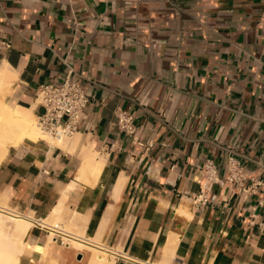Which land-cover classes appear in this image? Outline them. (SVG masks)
Wrapping results in <instances>:
<instances>
[{
  "label": "crops",
  "instance_id": "0c3cea01",
  "mask_svg": "<svg viewBox=\"0 0 264 264\" xmlns=\"http://www.w3.org/2000/svg\"><path fill=\"white\" fill-rule=\"evenodd\" d=\"M5 66L17 75L10 105L33 107L69 67L92 82L78 145L10 148L0 164L10 210L78 213L85 238L142 262L264 264V0H0ZM118 110L142 146L117 128ZM85 147L105 159L97 180L77 178ZM232 155L247 192L216 184L200 204L204 163L224 182ZM47 234L31 227L27 241L48 252L21 264H89L90 252ZM123 258L114 264H137Z\"/></svg>",
  "mask_w": 264,
  "mask_h": 264
},
{
  "label": "bare ground",
  "instance_id": "6f19581e",
  "mask_svg": "<svg viewBox=\"0 0 264 264\" xmlns=\"http://www.w3.org/2000/svg\"><path fill=\"white\" fill-rule=\"evenodd\" d=\"M16 76L15 70L9 66L0 69V164L6 158L10 148L16 147L18 141L22 138L31 142L42 140L63 149L78 145V135L75 136V138L71 137L72 139H57L50 134L43 132L38 127L37 119L35 120L36 113L34 112V109L35 107L37 108L39 101H35L34 106L31 108L21 106L10 107L7 102V93L12 90ZM82 149L81 156L83 162L77 178L82 181L84 179L88 180L89 178L97 180L102 173L105 159L90 147ZM79 185L81 187V184ZM73 186L74 185L71 184L65 190L71 191ZM91 188H93V186H91ZM70 191L69 193H71ZM63 197L64 194L61 200H64ZM65 197L68 196L65 195ZM63 203H65V201ZM178 213L184 216H189L187 209H180L178 210ZM33 219L32 216H24L15 211L13 212L7 207L6 202L0 199V264H21L22 256L28 250H33L42 255H46V252H48L47 247L41 248L40 246H33L26 239L33 226ZM83 221V216L78 213H75L71 219L65 220L62 217L60 208L57 207L48 217L42 219L40 224L42 228L48 230V244L54 243L56 238H60L65 244H67L66 246H69L70 248H77L82 251L90 252L92 257L89 264H114L117 257H124L130 262L137 264H154L128 257L123 254L122 249L114 250L108 248L101 243L99 238H85V225L81 224ZM37 247H40L41 249ZM53 263L57 264L55 261H53Z\"/></svg>",
  "mask_w": 264,
  "mask_h": 264
},
{
  "label": "built area",
  "instance_id": "2783aa9c",
  "mask_svg": "<svg viewBox=\"0 0 264 264\" xmlns=\"http://www.w3.org/2000/svg\"><path fill=\"white\" fill-rule=\"evenodd\" d=\"M73 4L83 0H68ZM92 83L82 74L75 72L69 67L68 74L61 81H53L39 88L36 100L39 101L36 113L38 127L54 138L68 139L79 132L87 120L86 108L90 102L87 94L86 85ZM117 128L127 136L133 143L142 146L143 144L137 137V129L134 125V116L124 110H118L116 113ZM44 174H48L43 171ZM246 177L243 167L236 156L232 155L227 162V176L222 182L218 176V167L212 160H207L202 168L201 190L199 197L200 204L207 202L203 195L210 191L216 184H227L230 188H240L242 193H246L244 188ZM33 226L42 230L41 218L33 219ZM62 244H65L61 240ZM124 259V258H123Z\"/></svg>",
  "mask_w": 264,
  "mask_h": 264
},
{
  "label": "rangeland",
  "instance_id": "374dc122",
  "mask_svg": "<svg viewBox=\"0 0 264 264\" xmlns=\"http://www.w3.org/2000/svg\"><path fill=\"white\" fill-rule=\"evenodd\" d=\"M12 93V90L11 91H9L8 93H7V98H8V96L10 95ZM10 105V104H9ZM17 105H10V107H16ZM35 120H36V115H35ZM23 140H25V139H20L19 141H18V143H17V145L19 144V142H21V141H23ZM26 141V140H25ZM25 141H23V142H21L17 147H19L20 145H22ZM17 147H15V148H17ZM84 218V217H83ZM81 224L82 225H85L86 224V219L84 218V221L83 222H81ZM37 248H39V249H41L40 247H37Z\"/></svg>",
  "mask_w": 264,
  "mask_h": 264
}]
</instances>
